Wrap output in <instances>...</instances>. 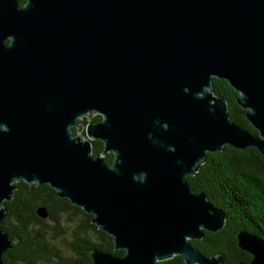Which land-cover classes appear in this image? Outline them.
<instances>
[{"label":"water","instance_id":"95a60500","mask_svg":"<svg viewBox=\"0 0 264 264\" xmlns=\"http://www.w3.org/2000/svg\"><path fill=\"white\" fill-rule=\"evenodd\" d=\"M224 146L264 158V0H0V223L15 183L47 184L124 252L91 264H228L192 247L226 216L186 181ZM236 240L264 264V240ZM16 242L0 228V264Z\"/></svg>","mask_w":264,"mask_h":264},{"label":"trees","instance_id":"16d2710c","mask_svg":"<svg viewBox=\"0 0 264 264\" xmlns=\"http://www.w3.org/2000/svg\"><path fill=\"white\" fill-rule=\"evenodd\" d=\"M17 3L23 6L25 0H17ZM213 91L225 100L229 120L250 134H256L245 118L247 111L236 103L237 93L221 79H213ZM95 118L101 119L100 116ZM75 134L76 129H73ZM92 149L93 156L100 154L102 142L93 141ZM112 158L113 155L107 153L105 164L110 165ZM186 181L194 192H203L226 216L221 230L215 233L204 231L200 240L190 241L192 247L205 257L223 254L228 264L247 262L250 256L237 247L236 234L245 231L264 240V158L253 148L239 150L224 146L218 153L206 154L205 162ZM27 189L25 183H15L11 200L5 202L9 212L0 228L17 242L3 256L4 264H91V249L114 256L124 254L114 249L111 237L91 224L90 215L59 198L47 184L35 186L32 191ZM39 206L47 209L46 219L36 215ZM69 215L82 218V234L74 237L70 244L72 255L65 257L51 245L49 236L55 237L59 233L57 225ZM48 220L51 224L47 223ZM156 264L185 263L179 256H174Z\"/></svg>","mask_w":264,"mask_h":264},{"label":"rangeland","instance_id":"374dc122","mask_svg":"<svg viewBox=\"0 0 264 264\" xmlns=\"http://www.w3.org/2000/svg\"><path fill=\"white\" fill-rule=\"evenodd\" d=\"M81 222L82 218L80 216L69 215L64 220H60V224L57 225L59 233H57L55 237H52V234H50L51 236H49V238L51 237V245L58 250L60 255L65 257H70L72 255L70 244L74 240V237H78L82 234L80 228ZM47 223L51 224L49 220Z\"/></svg>","mask_w":264,"mask_h":264},{"label":"flooded vegetation","instance_id":"af4514ba","mask_svg":"<svg viewBox=\"0 0 264 264\" xmlns=\"http://www.w3.org/2000/svg\"><path fill=\"white\" fill-rule=\"evenodd\" d=\"M10 43V38H8L6 41H5V45H8ZM96 116H99V115H93V117L91 118V121L92 122H98V121H100L101 119H96L95 117ZM95 118V119H94ZM79 122H81V123H87L88 122V118L87 117H85V118H83L82 120H80ZM93 141H98V140H93ZM92 141V142H93ZM20 183V182H19ZM28 186V185H27ZM4 205H5V203H4ZM6 207V206H5ZM7 208V207H6Z\"/></svg>","mask_w":264,"mask_h":264}]
</instances>
